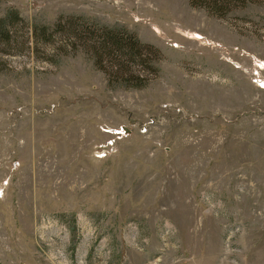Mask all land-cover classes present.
Instances as JSON below:
<instances>
[{"label": "rangeland", "instance_id": "obj_1", "mask_svg": "<svg viewBox=\"0 0 264 264\" xmlns=\"http://www.w3.org/2000/svg\"><path fill=\"white\" fill-rule=\"evenodd\" d=\"M158 48L143 90L83 54H0V264H264V0H0Z\"/></svg>", "mask_w": 264, "mask_h": 264}, {"label": "trees", "instance_id": "obj_2", "mask_svg": "<svg viewBox=\"0 0 264 264\" xmlns=\"http://www.w3.org/2000/svg\"><path fill=\"white\" fill-rule=\"evenodd\" d=\"M194 9L226 19L257 0H188ZM48 47V61L83 54L101 72L109 88L143 90L158 78L161 51L140 41L124 27H108L82 16H61L53 25H29L10 9L0 18V54L17 55L32 48Z\"/></svg>", "mask_w": 264, "mask_h": 264}]
</instances>
